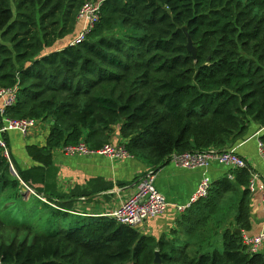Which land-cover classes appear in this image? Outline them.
<instances>
[{
	"label": "trees",
	"instance_id": "obj_1",
	"mask_svg": "<svg viewBox=\"0 0 264 264\" xmlns=\"http://www.w3.org/2000/svg\"><path fill=\"white\" fill-rule=\"evenodd\" d=\"M83 1L0 0V87H17L6 116L50 123L46 146H26L37 165L11 162L61 220L33 235L0 230V264H264V252L248 254L241 242L251 229L249 167L212 183L155 239L72 213L79 193L58 191L51 154L81 139L98 149L119 125L127 153L157 169L173 153L231 147L251 123L264 128V0H105L86 39L57 48ZM259 140L264 148V132ZM24 190L0 149V196L22 200ZM223 208L235 210L231 220Z\"/></svg>",
	"mask_w": 264,
	"mask_h": 264
},
{
	"label": "crops",
	"instance_id": "obj_2",
	"mask_svg": "<svg viewBox=\"0 0 264 264\" xmlns=\"http://www.w3.org/2000/svg\"><path fill=\"white\" fill-rule=\"evenodd\" d=\"M78 30L59 40L56 47L70 43ZM50 123L36 120L29 134L22 136L18 132L11 131L2 135L11 157L18 168L29 171L35 161L26 152V146L35 144L46 146L49 135ZM264 132L255 123L249 125L246 135L237 140L231 147L242 156L250 168V172H258L264 175V163L257 150L259 136ZM108 134V142L123 143L119 132V125L113 126ZM53 175L57 189L61 194H69L73 190L79 193L74 203V214L82 216H108L116 210L134 191L138 179L147 171L155 174V186L171 204H186L194 192L203 175H207L213 184L220 181L228 168L217 163H212L206 170L182 169L171 163L160 168H153L146 162L130 156L126 159H111L104 155L70 156L63 152L62 147L52 148ZM111 184V187L98 190L97 186ZM91 192L82 195V191ZM178 213L174 206L160 216L147 219L136 230L141 234L158 239L161 235H169L171 229L176 227ZM249 220L251 229L248 234H256L264 228V210L258 194H250Z\"/></svg>",
	"mask_w": 264,
	"mask_h": 264
},
{
	"label": "built area",
	"instance_id": "obj_3",
	"mask_svg": "<svg viewBox=\"0 0 264 264\" xmlns=\"http://www.w3.org/2000/svg\"><path fill=\"white\" fill-rule=\"evenodd\" d=\"M105 0H84L77 14L78 30L70 44L76 45L83 42L92 29L100 20L102 4ZM17 101V87H0V149L7 157V146L2 137L3 134L11 131L18 132L22 136L29 134L37 119L21 118L13 119L6 116V110L12 107ZM63 152L70 156H88L93 154L104 155L111 159H126L130 155L125 150L123 143L107 142L98 149H93L84 139L72 146L62 147ZM259 156L264 163V148L260 140L257 142ZM169 163L182 169H203L206 170L212 163H217L236 170L248 167L246 160L240 156L234 148L228 147L220 151L214 150H188L180 153H173ZM228 171L225 175L233 179ZM155 174L149 170L137 181L133 193L123 201L120 206L108 215L118 224L129 228H139L147 219L162 215L170 205L174 206L178 214L188 210L200 199L208 196L212 182L207 175H203L197 184L194 192L186 204H171L161 194L154 183ZM250 193L259 195L264 210V175L258 172H250V179L247 185ZM241 242L245 252L258 254L264 252V228L256 234L242 232Z\"/></svg>",
	"mask_w": 264,
	"mask_h": 264
},
{
	"label": "rangeland",
	"instance_id": "obj_4",
	"mask_svg": "<svg viewBox=\"0 0 264 264\" xmlns=\"http://www.w3.org/2000/svg\"><path fill=\"white\" fill-rule=\"evenodd\" d=\"M115 32L121 33L123 30L117 28ZM38 185L34 182L35 187ZM30 190L24 193L25 197L22 200L16 195H10L11 193H4L0 196V219L4 223L0 230L3 236L13 234L19 229L33 235L55 228L61 223L59 218L53 217L50 213L54 205L45 204L44 198L38 196L33 189L30 188ZM229 201L226 199L224 206H228ZM223 209L225 210L224 220H231L235 210ZM218 218L222 219L221 215Z\"/></svg>",
	"mask_w": 264,
	"mask_h": 264
},
{
	"label": "water",
	"instance_id": "obj_5",
	"mask_svg": "<svg viewBox=\"0 0 264 264\" xmlns=\"http://www.w3.org/2000/svg\"><path fill=\"white\" fill-rule=\"evenodd\" d=\"M187 49L189 50V52L192 53V55H194L195 53V49L193 48L192 44H191V41L190 39L188 38V42H187ZM52 124V123H51ZM7 158L10 162V171L11 173L16 176L20 182L25 186V190H24V193H27V191H31L30 188L21 180V178L19 177V174H18V171L14 168L12 162H11V158H10V153H9V150H7ZM238 232V230H237ZM155 262H159V258H158V255H157V252H156V257H155Z\"/></svg>",
	"mask_w": 264,
	"mask_h": 264
}]
</instances>
